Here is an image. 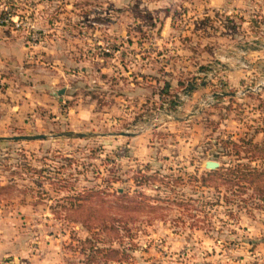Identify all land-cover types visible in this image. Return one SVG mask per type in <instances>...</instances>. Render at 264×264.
I'll return each instance as SVG.
<instances>
[{
  "label": "rangeland",
  "instance_id": "374dc122",
  "mask_svg": "<svg viewBox=\"0 0 264 264\" xmlns=\"http://www.w3.org/2000/svg\"><path fill=\"white\" fill-rule=\"evenodd\" d=\"M4 7L24 24L0 27L32 52L0 64V135L96 134L0 139V264H264V195L198 180L205 160L245 155L240 138L264 143V0ZM151 173L162 180L137 184ZM118 191L152 207L123 213L109 206ZM91 193L81 202L128 222L113 233L68 219Z\"/></svg>",
  "mask_w": 264,
  "mask_h": 264
},
{
  "label": "trees",
  "instance_id": "16d2710c",
  "mask_svg": "<svg viewBox=\"0 0 264 264\" xmlns=\"http://www.w3.org/2000/svg\"><path fill=\"white\" fill-rule=\"evenodd\" d=\"M3 25V24H1ZM166 87H168L169 83L165 82ZM185 87L191 88L190 85H185ZM241 144L243 146V151H246L245 155L237 156L236 161L232 164L223 165L219 164L215 168L205 169L201 172L200 180L201 184L212 186L217 190H220L221 184H225V188L232 189V190H245L247 188H252L256 191L260 196L264 195V161L262 160L261 163H252L253 160L257 158L264 159V143H257L252 140V138H240ZM232 149L236 152V154L240 151V149H236L234 147L237 146L236 141H232ZM253 151L255 152L253 154ZM253 154V155H252ZM254 156V157H252ZM245 158V161H241V158ZM148 169V168H147ZM195 177H197L195 175ZM194 177V178H195ZM118 180V177H115ZM137 184H148L150 180H162L161 177H157L156 174H149L145 175L144 179L140 180L137 176H134ZM176 181V179L174 180ZM163 182V181H161ZM4 185H0V188H4ZM93 193L87 196L79 197L77 196V203H70V206L67 208L69 209L67 218L73 221L81 222L87 229L91 230L92 228L99 227L103 230H107V232H117L119 230L122 223H127L128 217H115L111 213L103 212L104 209H110L109 207H104L102 205L103 199H99L100 201L97 203L94 202H81L83 200L92 197ZM116 197V204L109 205L111 207L120 208L123 213H128V210H133L134 212H138L141 208L145 206L152 207V204L146 203L144 201L145 198H149V196L145 195L144 193L140 192L138 194L139 198H129L123 199L124 193L123 191H118ZM228 200V199H227ZM91 236H85L84 241L88 243L90 241ZM92 245V244H91ZM99 251V249H97ZM117 254L118 249L116 247H108L105 251V254ZM87 260L90 262L92 261V256L87 257Z\"/></svg>",
  "mask_w": 264,
  "mask_h": 264
},
{
  "label": "crops",
  "instance_id": "0c3cea01",
  "mask_svg": "<svg viewBox=\"0 0 264 264\" xmlns=\"http://www.w3.org/2000/svg\"><path fill=\"white\" fill-rule=\"evenodd\" d=\"M5 26V25H0ZM18 30L0 27V64L17 65L16 61H21L23 58L31 55L32 49L25 43L24 35ZM42 50L46 49L43 41L38 42L35 46ZM47 50V49H46ZM13 61V62H11ZM7 62V63H6ZM8 264V262H1Z\"/></svg>",
  "mask_w": 264,
  "mask_h": 264
},
{
  "label": "water",
  "instance_id": "95a60500",
  "mask_svg": "<svg viewBox=\"0 0 264 264\" xmlns=\"http://www.w3.org/2000/svg\"><path fill=\"white\" fill-rule=\"evenodd\" d=\"M63 88H60L57 90V93L60 94L63 92ZM176 117V116H175ZM120 134L123 135H130L133 134L134 132H130V131H120ZM96 133L93 132H83V131H59V132H55V133H25V134H14V135H9V136H3L0 135V139L2 138H10V139H34V138H44L47 136H60V135H65V136H69V135H75L78 137H85V136H90V135H95ZM104 134V133H103ZM204 165L206 168H215L219 165V163L213 159H207L204 162Z\"/></svg>",
  "mask_w": 264,
  "mask_h": 264
},
{
  "label": "built area",
  "instance_id": "2783aa9c",
  "mask_svg": "<svg viewBox=\"0 0 264 264\" xmlns=\"http://www.w3.org/2000/svg\"><path fill=\"white\" fill-rule=\"evenodd\" d=\"M14 16L11 15V12L8 10V8H6V7L2 8L0 10V25L9 23L14 28L21 27V24H22L23 21L20 18L18 19L17 14H14ZM23 24H24V22H23ZM31 37L33 39L36 36H35L34 33H31ZM213 97H214V94L209 95L207 97H204L203 101L205 100L204 102H212L213 101Z\"/></svg>",
  "mask_w": 264,
  "mask_h": 264
}]
</instances>
